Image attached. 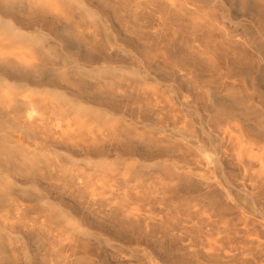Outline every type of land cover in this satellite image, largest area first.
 Returning <instances> with one entry per match:
<instances>
[{
  "label": "rangeland",
  "instance_id": "1",
  "mask_svg": "<svg viewBox=\"0 0 264 264\" xmlns=\"http://www.w3.org/2000/svg\"><path fill=\"white\" fill-rule=\"evenodd\" d=\"M83 1L91 12L69 32L23 31L44 29L110 82L105 134L132 147L104 137L88 152L37 133L67 173L41 179L42 203L1 210L19 264H264V125L253 111L264 114V61L248 15L235 0H208L212 21L198 31L188 12L166 15L184 0Z\"/></svg>",
  "mask_w": 264,
  "mask_h": 264
},
{
  "label": "bare ground",
  "instance_id": "2",
  "mask_svg": "<svg viewBox=\"0 0 264 264\" xmlns=\"http://www.w3.org/2000/svg\"><path fill=\"white\" fill-rule=\"evenodd\" d=\"M206 1L184 0L177 5L171 2L166 15L186 11L187 27L204 30V23L212 21V16L200 5ZM235 1L250 19L245 34H256L260 40L262 51L256 63L264 61V0ZM90 12L83 0H0V213L2 210L3 215L15 204L42 203L47 195L39 189L41 179L67 173L38 143V132L49 133L60 141H83L88 152L104 137L117 140L123 149L132 147L130 139L114 131L105 134L109 113L102 102L113 89L110 82L86 72L67 51L70 45L44 29L32 34L23 31L25 25L42 23L69 32L77 18L82 19ZM262 84L264 90V70ZM253 111L264 125L262 108ZM70 112L74 113L71 118ZM181 134L183 139L189 137L187 133ZM198 150L209 154L202 146ZM249 150L245 148L243 152ZM62 178L69 186L70 173ZM103 179L97 176L96 185L93 183L87 192L94 197L97 192L100 194L97 183ZM71 180L81 188L85 184L78 175ZM19 263L9 234L0 226V264Z\"/></svg>",
  "mask_w": 264,
  "mask_h": 264
}]
</instances>
